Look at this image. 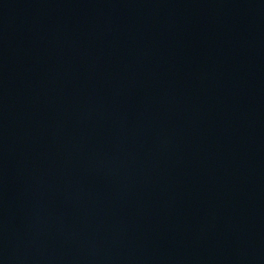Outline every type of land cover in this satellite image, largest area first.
<instances>
[{
  "label": "water",
  "instance_id": "water-1",
  "mask_svg": "<svg viewBox=\"0 0 264 264\" xmlns=\"http://www.w3.org/2000/svg\"><path fill=\"white\" fill-rule=\"evenodd\" d=\"M0 264H264V0H0Z\"/></svg>",
  "mask_w": 264,
  "mask_h": 264
}]
</instances>
